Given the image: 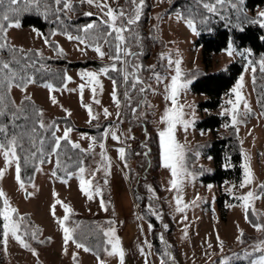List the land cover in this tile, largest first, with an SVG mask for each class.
Instances as JSON below:
<instances>
[{"label": "rangeland", "instance_id": "rangeland-1", "mask_svg": "<svg viewBox=\"0 0 264 264\" xmlns=\"http://www.w3.org/2000/svg\"><path fill=\"white\" fill-rule=\"evenodd\" d=\"M170 1L146 0V6L139 22V32L143 38V54L139 59L145 66L156 64L157 70L164 76H170L174 74V71L167 72L160 67L161 64H166V61H160V53L169 54L174 60H181L182 79L187 81V87L182 90L179 103L185 106L183 109L184 118L189 121V126L186 131L178 126L175 136L177 141L185 146L186 167L192 173V177L185 179L182 186L183 201L189 207L183 213L175 211L174 197L176 193L174 190H167L169 188L168 181L171 178L170 172L161 166L159 153L154 159L155 155L150 142V137L153 134H156L157 140H159L158 132L163 127L159 118L165 108L170 106V102L164 98V85L150 81L156 91L146 94L145 106L142 107V111L146 115L141 120L134 119L122 103L123 122L121 123L117 121L114 115L105 118L102 114L103 107H107L113 113L116 111L110 97L111 81L102 76L100 80L103 90L97 92V98L101 101L100 105L92 102L90 87H86L83 92V102L92 104L94 113H100L98 120L88 123L89 117L86 109L82 107L78 89V85L84 82L79 73L88 70L96 71L99 68L86 67L82 70L73 68L68 70L66 74L72 77V81L67 84V87L77 89V91L53 92L52 95H55L58 101L55 105L51 102L46 88L40 84L29 86L28 92L32 99L38 102L43 109L44 120L48 122L54 120L55 117H70L76 127H72L71 138L79 142L82 148H87L90 142L89 139L82 138V134L97 138L96 132H90L85 128H98L101 124L103 126L102 133L110 125L117 126L122 133H127L128 129H131V136L134 139L122 137L124 141L122 144L113 141L110 137L103 141L107 156L111 161V175L105 177L103 171L97 172L93 183L101 188V195H94L92 200L87 199L80 191L79 180L76 176L64 177L68 179L67 184L52 177L51 172L54 165L52 163L40 165L43 171H36L33 181L29 184L25 183L28 192L32 193L31 196L25 198L26 193L19 189L14 178V169L10 167L5 176L0 178V189L6 193L11 205L18 210L19 214L25 217L29 227L39 229L38 237L40 240H44V243L25 237L31 247L37 251V256H33L30 251L15 241L10 240L7 252L3 250V245L0 244V264H74L73 252L78 253L77 264H97L92 252L86 253L82 249H76L71 241L67 245V254H65L63 232L56 222L57 217L62 218L64 215L62 206L56 205V217L51 214V205L57 199L69 204L74 213H79L83 217H98V224L102 228L109 227L108 221H114L112 226L115 227L121 247L125 250L124 264H145V257L139 251L140 247H144L146 254L150 253L147 256L148 264H160L161 258L154 251L151 242L153 236L157 237L159 242L157 245L162 249L163 254L166 251L170 253L171 258L165 257L175 264H205L207 262L211 264L215 262L216 264V261L222 257L232 259L235 258L234 253L242 255L243 249L248 248L253 242L264 239V232H259L253 227V223L264 224V196L250 202L251 207L247 210L248 219H246V210L242 207L241 201L234 198L236 195L247 192L249 188H255V185L264 183V118L257 108L252 89L253 72L249 66V61H255L256 63L252 66L259 68V60L264 56L252 58L247 53L241 55L239 53L248 48L233 45L234 48L238 49V52L230 56L226 52V47L215 53L210 61L205 64L202 59L201 47L196 43L197 32L193 33L184 21L177 20L176 14L180 12H166ZM118 2L119 5H124L125 0H118ZM108 3L114 8L117 7V4L113 3L112 0H108ZM80 9L100 16L99 9L86 3L82 6L80 4ZM261 11H264V8L247 10L248 14L254 18ZM69 15H73V13L71 12ZM158 16L160 19H157ZM33 28L37 29L34 26L23 25L18 29H10L8 38L17 46L39 49L44 55L51 57H62L69 60L90 58L106 62V65L110 63L107 57L101 60L90 47L83 52L79 51L78 47L83 48V45H78L75 40H68L65 34L53 36L58 47L63 49V54L58 56L56 50L45 45L43 37L38 36ZM153 36L156 39H152ZM104 48L107 51V45ZM235 60L242 63V72L230 90L223 96L222 104L213 111H201L199 102L204 100L206 95L191 90V83L195 79L194 71L224 70ZM143 75L148 78L150 74L144 72ZM241 77H243V87L240 91L244 100L249 104L251 112L245 110L242 100L238 106L239 115L237 119L239 123L234 127L236 131L238 129L237 136L241 144V166L245 163V156L249 157L247 162L253 172V184L245 189L234 188L230 193L228 189L233 185H239L243 179L244 169L242 167V176L238 182L227 180L217 184L204 181L202 176L211 174L214 170V164L212 159L203 153V148L207 141L215 136V133L199 129L196 123L206 113L227 115L228 122L223 124L216 134L220 135L221 131L227 132L225 125H232L231 113L225 114V109H230L232 106L227 101H235L236 97L232 89ZM167 82L166 80L165 83ZM123 90V87L118 89L121 93ZM23 95L19 89L12 91V98L17 104ZM63 109H68L71 115H67ZM59 125L61 129L66 127L62 123ZM142 142H147L148 148L151 149L148 156L136 154L146 151L141 147ZM121 146L125 147L126 150L125 159L128 168L124 167L125 161L119 159L116 151ZM100 151L97 145L95 152L88 154V159L84 163L86 168L97 167L101 159ZM127 154L130 156L127 157ZM3 167L4 163L0 158V168ZM100 167L103 168V165L101 164ZM105 179L108 180L106 185L104 184ZM32 184L35 187H32ZM147 186H151L155 190L154 195L148 191ZM256 191L259 193V189ZM101 198L104 199L108 211L101 209ZM138 199L140 200L138 201ZM149 205L159 213L160 219H157L156 215L149 211ZM228 205L234 206L229 207ZM185 216L187 217L186 220L184 219ZM150 217L153 219H149ZM149 224L152 225L151 230H149ZM74 225V220L66 222V226L74 227ZM164 225H167L166 229ZM240 230L244 233V244H239L236 241V236ZM185 231L187 235H185ZM217 234L224 241L223 253L218 247ZM161 235H163V241L160 239ZM49 237L51 240H48ZM145 241L151 244V248L147 247ZM209 243L213 246L210 249L208 248ZM208 254H211L210 258ZM100 255L102 259L107 261V264H119L118 257H106L103 252Z\"/></svg>", "mask_w": 264, "mask_h": 264}, {"label": "snow or ice", "instance_id": "snow-or-ice-1", "mask_svg": "<svg viewBox=\"0 0 264 264\" xmlns=\"http://www.w3.org/2000/svg\"><path fill=\"white\" fill-rule=\"evenodd\" d=\"M112 2L117 4V7H112L108 3V0H78L80 4L86 3L99 9L100 16L98 20L89 22L78 28L77 31L82 33V35H72L67 31L63 33L67 36L68 40H75L78 42V45H83V48L78 47L79 51L83 52L90 47L101 60L107 57L110 61L109 64L96 71L88 70L79 73L81 80L84 81L78 85L82 107L87 111L89 117L88 123L99 119L100 113H94L92 104L83 102V92L86 87H90L92 102L100 105L101 101L97 98V92L98 90L101 92L103 90L100 80V77L103 76L111 81L112 90L110 97L116 108V111L113 113L107 107H103V116L108 118L114 115L117 121L122 123L121 106L123 103L134 119L141 120L146 115L142 111V107L145 106L146 94L149 92L155 93L156 91L150 81L164 85V98L170 102V106L165 108L159 118L160 124L163 125L158 132L159 157L161 166L170 172L171 178L168 181L169 188L167 190H174L176 193L174 197L175 211L183 213L189 205L183 201L182 186L185 179L192 177V173L186 167L185 146L180 144L175 136L178 126H181L185 131L189 126V121L184 118L183 109L185 106L179 103L181 92L187 87V81L182 79L181 60H174L171 55L163 52L160 53V61H166V64H161L160 67L167 72L174 71V74L170 76L162 75L157 70L156 64L143 65L139 59L143 54V38L139 32V22L146 6V0H125L124 5H119L118 0H112ZM195 3L198 8L203 9V12L198 11L186 15L176 14L177 20L184 21L193 33L197 32V22L201 24L207 23L209 19L208 14L220 16L225 6L230 7L237 14V19L241 21L239 26L240 31L244 30V23L264 28V11L259 12L256 18L249 19L242 7L244 0H195ZM74 11L75 0H0V158H2L4 163V167L0 168V178H3L8 169L12 167L19 189L26 193L25 198L31 196L32 193L28 192L27 186L22 179L21 160H23L25 165L31 164L34 171L37 172L43 171L40 165L45 163L54 164L55 167L51 172V176L61 180L64 184L68 183V179L58 176V171H64L67 178L76 176L79 180L80 191L87 199L92 200L94 195H101V188L93 183L97 172L103 171L105 177L111 175V161L107 156L103 141L110 137L113 141L122 144L124 142L122 137L124 139H134L131 136V129H128L127 133H122L117 126L110 125L105 128L99 139L82 134V138L89 139L90 141L87 148H82L79 142L71 138L72 127L61 129L55 120L48 122L44 120L43 109L35 106L32 96L28 92L29 86L39 83L40 86L48 90L49 98L55 105L58 101L56 96L52 95L53 92L61 90L77 91V89H69L67 87V84L72 81V77L66 74L63 77L64 82L59 88L55 87L51 82L43 81L42 76L38 77L37 74L50 71L44 61L45 59H51V57L45 58L43 52L39 49L26 50L23 47L16 46L8 38L9 30L13 28L18 29L22 26L19 17L23 13H32L48 22L62 26L64 22L63 17ZM84 15L91 17L94 14L85 12ZM221 18L226 17L221 16ZM157 19H160V17L158 16ZM153 27L155 28V26ZM33 31L38 36L43 37L45 45L49 47L54 46L50 37L58 34L55 29L49 35H45L35 28H33ZM151 38L156 39L155 36ZM105 45H107V51H105ZM233 45L234 41H229L226 48V52L230 56L238 52V49L234 48ZM55 47L57 55H62L63 49L58 46ZM245 53L251 55L249 49H245L244 52L239 54L244 55ZM255 63V61H249V66L253 73L256 71V68L252 66ZM259 69L261 72H264V57L259 60ZM113 72L120 75V80L110 75ZM144 72L150 74L148 78L144 77ZM166 80L168 81L167 83H165ZM242 82L243 77L240 78V81L232 89L235 93V101H227L232 106L230 109H225V114L231 113L233 126L239 123L237 119L239 115L238 106L242 100L244 101L245 110L251 112L249 104L244 100L240 91L243 87ZM253 82L255 83V76H253ZM120 87L124 89L122 93L118 91ZM13 89H19L24 94L19 104L12 98ZM259 102L261 103V107L264 108V99ZM148 106L151 107L150 105ZM63 110L67 115H71L68 109ZM261 116H264V112H261ZM21 121L23 122L21 123ZM225 126L227 127V125ZM145 134L147 135V133ZM97 145L101 150L99 153L101 159L97 167L86 168L83 159L78 158L77 171H68L64 160L61 158L67 157L71 159L68 156V148L78 150L80 153L92 154L95 152ZM141 147L146 149V151L136 154L148 156L151 149L148 148L147 142H142ZM116 151L118 152L119 159L125 161L124 167L128 168L125 159V147L121 146ZM249 159V157L245 156V163L242 165L244 169L243 179L239 185H233L228 189L230 193H232L234 188L245 189L253 184V172L250 164L247 162ZM101 164L103 168L100 167ZM104 184H108L107 179L104 180ZM31 186L35 187L34 184ZM147 187L148 191L154 195L155 190L151 186ZM256 189H259V193H257ZM54 195L56 194L54 193ZM262 196H264V183L257 184L255 188H249L247 192L236 195L234 198L241 201L242 207L246 210V219H248L247 210L251 207L250 202L260 199ZM56 205H61L64 210L63 217H57L56 222L63 232L65 254H67V245L71 241L76 249H82L86 253L92 252L95 255L97 264H107V261L101 258V252L106 257H118L119 264H124L125 250L121 247L120 238L116 235L115 227L112 226L115 223L114 221H108L109 227L106 229L97 226L103 239L95 248L89 247L76 235V229L80 227L79 224L75 227L66 226V222L70 220V215L73 213L71 206L57 199L51 205L53 217H56ZM228 206L233 207L234 205ZM100 207L104 211H108L103 198L100 200ZM149 211L153 215H156L157 219L161 218L151 205H149ZM184 219L186 220L187 217L185 216ZM148 227L149 230L152 229L151 224ZM253 227L259 232H264V224L253 223ZM164 228L166 229L167 225H164ZM38 232V228L29 227L25 217L19 214L18 210L11 205L6 193L0 189V244L3 245V250L7 252V247L11 240L30 251L33 256H37V251L31 247L25 237L37 240L39 243H44V240L39 239ZM185 235H187L186 231ZM160 239L163 241V235L160 236ZM216 239L220 252L223 253L224 241L218 234ZM48 240H51V238L49 237ZM236 241L239 244L245 243L242 230L236 236ZM145 244L148 248H151V244L147 241H145ZM212 247V244L209 243L208 248ZM139 251L145 257V264H148L147 256L150 253L146 254L144 247H140ZM163 255L170 257V253L167 251ZM208 255L210 258L211 254ZM233 255L237 259H247L249 264H264V239L253 242L248 248L243 249L242 255L240 253H234ZM77 259L78 253L73 252L72 260L74 264H77ZM230 259L229 257H222L218 261V264H229ZM160 264H166L163 257L160 259Z\"/></svg>", "mask_w": 264, "mask_h": 264}, {"label": "trees", "instance_id": "trees-1", "mask_svg": "<svg viewBox=\"0 0 264 264\" xmlns=\"http://www.w3.org/2000/svg\"><path fill=\"white\" fill-rule=\"evenodd\" d=\"M82 6V4H81ZM246 15L249 19L254 18L248 14L247 10H253L255 8H264V0H244L242 5ZM203 12L202 8H198L195 0H171L169 6L166 8V12H180L181 15H186L188 13ZM73 15H67L63 17V25H58L55 23L48 22L42 17L37 16L32 13H23L20 15L19 19L23 26H34L41 33L49 35L53 29L57 31L58 34H63L65 31L72 35H82L78 32L80 26L85 25L89 22L98 20L99 16L93 15L91 17L85 16V11L80 9V3L75 1V11L72 12ZM209 15L207 23L201 24L197 22V39L196 43L201 47L202 59L205 64H207L211 57L225 49L228 46L229 41H234L236 47H246L251 51L252 58H259L264 56V28L257 25H249L247 23L243 24V31L239 30L241 21L237 19V14L230 7L225 6L222 10L220 16ZM221 16L226 18H221ZM53 42L52 49L56 50L55 46L58 43L54 40L53 36L50 37ZM17 46V45H16ZM33 49L35 48H25ZM45 58L51 57L49 55H44ZM50 71L46 73L37 74L38 77H43V81L51 82L55 87H61L63 77L67 74L70 69L82 70L86 67L101 68L106 65V62H101L95 59H82V60H69L62 57H51V59H45L44 61ZM242 72V63L240 61L231 62L228 67L224 70L219 71H194L195 79L191 83V90L195 93H203L206 98L199 102V108L201 111H213L217 109L222 104L223 96L230 90V88L235 83L237 77ZM113 78L120 80L118 73H110ZM255 83L252 80V89L254 97L256 100L257 108L261 112H264V108L261 107V101L264 99V72H261L259 68H256L255 73ZM41 81V82H43ZM39 84V83H38ZM22 100V99H21ZM20 100V101H21ZM33 100V99H32ZM35 106L39 109L41 105L33 100ZM20 103V102H19ZM18 103V104H19ZM264 118V116H263ZM54 120L57 124H64L66 127H75L71 121L70 117H55ZM23 121H21L22 123ZM228 122L227 115L217 114V113H206L202 118H200L196 125L199 129L209 130L215 133V136L207 141L206 146L203 148V153L209 156L214 164V170L211 174L203 175L202 179L204 181H211L214 183H222L224 181H236L238 182L242 176V166H241V144L237 136V131L235 127L231 124L227 126V132L217 133L223 124ZM76 128V127H75ZM82 128V127H81ZM84 129V128H83ZM90 132H96L97 138L102 135L103 126L102 124L98 128H85ZM150 142L153 147V153L155 155L154 159L159 153L157 135L153 134L150 137ZM68 156L61 157L64 160L68 171L77 170V159H83L84 163L88 159V154L80 153L78 150L67 149ZM130 155L127 154V157ZM22 165V179L26 184L33 181L35 172L31 164L25 165L23 160H21ZM53 165V169H54ZM60 177H66L64 171L60 170L57 172ZM222 196L220 197L219 203L221 204ZM140 199H138L139 201ZM149 219H153L150 217ZM70 220L75 221L74 227L79 224L80 227L76 229V235L79 239L86 244V246L93 247L103 239L102 234L99 232L97 226L102 228L99 222V218L96 216L83 217L79 213H72L70 215ZM86 237V239H85ZM151 242L153 244L154 251L159 254L160 258L166 261V264H175L168 260L162 252V249L158 247L157 237H151ZM216 261V264H218ZM211 264V263H205ZM229 264H249L247 259H237L232 258L229 260Z\"/></svg>", "mask_w": 264, "mask_h": 264}]
</instances>
